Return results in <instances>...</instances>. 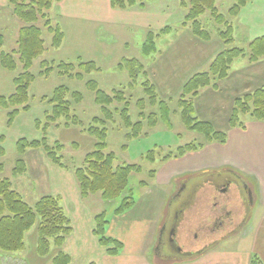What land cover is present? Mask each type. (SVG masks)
I'll list each match as a JSON object with an SVG mask.
<instances>
[{"label": "rangeland", "instance_id": "obj_1", "mask_svg": "<svg viewBox=\"0 0 264 264\" xmlns=\"http://www.w3.org/2000/svg\"><path fill=\"white\" fill-rule=\"evenodd\" d=\"M232 3L233 0H216L219 12L233 23L234 41L231 46L245 49V53H247L248 43L255 37L264 35V0H254L241 9L236 17H230L227 14ZM146 7L151 12L162 14L161 18L157 20V25L148 29L140 28L133 22L132 24L128 23L126 12L122 15L117 14L114 23H102L93 19L57 17L53 9L48 11L53 23L60 22L65 33L64 40L60 47L52 48L50 46L51 35L43 28L42 38L45 52L33 60L29 70L34 76L28 89L30 109L20 111L13 123L8 125L7 113L10 109L0 108V136H3L0 146L4 149V155L0 156V164H2L0 178H9L13 188L29 205H33L38 198L49 193L48 181L54 183L57 179L62 183L75 179L74 181L77 183L74 171L83 165L85 155L93 150L96 142V138L89 135L86 129L94 116H101L100 106L95 104L94 94L85 87V82L94 80L98 87L107 93H111L113 90L124 91L125 96L131 99L130 116L132 120H137L138 110L135 101L145 97L140 85L144 76L139 75L137 83L129 89L127 88L129 82L127 72L120 71L117 64L123 58L138 59L143 64L147 78L154 84L158 97L169 105L171 125L170 127L166 126L159 118L155 126L149 127L148 119H144L141 134L132 138L126 136L129 130L123 126L118 114L114 115L113 120L106 121V152L111 151L115 154L114 165L136 164L140 167V171L132 172L129 176L128 189L133 191L134 204L123 213L116 215L114 210L119 205V200H103L100 193L97 192L87 196V199L81 198L79 206L83 213L95 214L105 211L108 220L105 234L120 240L126 247L125 250L135 248L140 252L141 245L148 241V223L153 219L155 213H163V211L160 212V208L165 210L169 203H171L169 206L171 210L187 201L189 206L188 221L191 222L199 215L202 220L197 219L199 221L198 232L193 233L191 237L186 234L183 239L187 244L195 242L196 246H201L206 244L205 237L212 228V226L209 227L206 218L209 215L207 213L211 211V208L208 207L212 206L211 203H214L215 199H212L209 191L206 196H201V194L195 196L189 193L196 186L205 184L206 177L212 175L215 169L222 168L217 164L223 155L231 156V153L239 148L240 144L245 145L250 142V138L245 139L246 133L233 134L231 130L247 129L246 131L249 132L253 129L250 126L253 122L264 123V121L255 120L249 115H240V124L234 127L229 126L234 100L247 93H242L243 90L254 86V83L247 82L248 79L251 78L252 81L255 78L264 80V63L249 68L252 63L248 62V58L239 57L234 60L227 76L216 81V88L211 85L206 86L198 91V97L195 96L192 99L196 118L209 122L216 131H223L226 134L223 143L216 140L207 141L204 135L187 129L183 125L177 100L183 84L194 73L207 70L209 64L203 70L200 69L201 66H204L203 61L210 54H216L226 47L218 36L219 30L224 27L216 24L210 13L206 11L199 17V20L202 27L209 32L210 40L202 41L193 35L189 22H185L187 8L181 5L180 0H151L146 2ZM21 25L23 23L12 14L11 7L7 2L5 0L0 2L1 51L10 53L16 48L17 30ZM166 25L170 26L171 31L156 39L157 52L155 55L143 57L141 44L146 32L149 29L158 31ZM78 57L83 61H93L99 70L84 74L82 80L59 75L55 67L48 76L39 75L40 63L43 60L76 64ZM15 59L17 65L12 71L4 69L0 65V95L8 96L14 92L12 79L22 70L17 56ZM243 66L245 69L231 75V70L234 71ZM190 73L192 74L190 75ZM186 77L188 78L185 81ZM59 85H65L69 91H78L82 94V99L78 103L72 101L70 94L67 95V99L70 101V112L80 122L73 124L72 121L71 124L65 125L66 118L64 116L55 122H51L46 117L45 111L50 109V105L47 101H42L41 97H49L53 89ZM239 92L242 94L239 95ZM113 106L119 107L121 104L115 102ZM150 111L157 112V106L153 108L148 106L145 112ZM42 137H46L49 143L58 141L61 144L59 155L67 169L50 163L41 148L27 149L22 155L17 153L15 142L19 138L32 140ZM189 143L202 146L194 151L186 152L182 156L177 155V148ZM149 150H153V161L146 158ZM246 150L250 151V148H246ZM17 158H23L27 171L13 175L12 168ZM202 162L213 163L201 171L205 173L203 175L192 170ZM151 170L155 171L152 178L148 176ZM179 173L188 181L186 188L176 195L175 182L180 177L177 178L175 174ZM212 176L215 182H218L217 173L215 172ZM53 179L54 181H52ZM140 181H145L146 185L141 187ZM127 195L129 192L125 190L121 198L127 197ZM60 205L65 213L71 212L65 203H60ZM231 209H234L233 206ZM198 211H202V213ZM221 221H224V218ZM196 234L197 240H195ZM215 234H217V229ZM31 237L33 238L32 233L26 239L28 264H50L51 257L57 248L51 246V251L47 256L39 257L33 250V243L30 242ZM221 247L225 250L231 249V242H222ZM151 248L152 246L144 252L149 255ZM178 248L180 249V247ZM123 252L122 257H126L127 252ZM13 255L0 251V257H14ZM0 264H3L2 260Z\"/></svg>", "mask_w": 264, "mask_h": 264}, {"label": "trees", "instance_id": "obj_2", "mask_svg": "<svg viewBox=\"0 0 264 264\" xmlns=\"http://www.w3.org/2000/svg\"><path fill=\"white\" fill-rule=\"evenodd\" d=\"M60 0H6L11 7L12 14L19 19L23 25L17 30L15 40L16 48L12 52L1 51L2 36L0 35V65L7 70L16 68V59L21 63V72L13 77L14 92L8 96L0 95V108L10 109L7 113V123L11 125L20 111H28V89L34 80V76L29 71L32 62L45 52L44 40L42 38L43 28L51 35L50 46L57 49L62 44L64 32L58 23H53L48 11L54 3ZM151 0H109V5L113 9L124 10L133 6L143 8L146 2ZM181 5L187 8L185 22H189L193 35L202 41L210 40V35L205 30L199 17L206 11L211 18L224 29L219 30L218 36L223 41L225 48L218 51L210 61L207 70L194 73L182 86L181 93L177 100L179 114L183 125L192 131L204 135L207 141L216 140L221 143L225 141V132L216 131L209 122L198 120L195 116L194 104L192 99L197 96L198 91L206 86L216 88V81L227 76L234 60L239 57H247L250 63L257 62L264 57V35L252 39L248 45V52L237 46H231L234 41L233 23L224 14L220 13L216 6V0H180ZM251 0H233L228 8L227 14L236 17L241 9ZM41 23V25H40ZM171 31L170 26L166 25L158 31L149 29L141 44V54L143 57H150L157 52L156 39L166 35ZM40 76H48L53 68L57 74L65 75L70 79L82 80L84 74L99 67L93 61H83L77 58L76 64L71 62H48L40 63ZM120 71L127 72L129 82L127 88L131 89L137 83L139 75H143L141 88L144 98H138L135 106L138 110V119L132 120L129 112L131 99H128L124 91L113 90L107 93L98 87L94 80H87L85 87L93 92L94 102L100 106L101 116H94L87 127V132L96 138L93 150L88 152L83 161V165L74 171L78 184L79 196L86 198L90 194L100 193L103 200H119V205L114 213L119 215L134 204L133 191L128 189L129 176L132 172L140 171L136 164L114 165L115 154L111 151L106 152V121L113 120L114 115L118 114L123 126L129 130L127 137H138L141 134L143 120L148 119L147 125L153 127L159 118L164 124L170 127L169 105L158 97L154 84L147 78L143 64L140 60L121 59L117 64ZM71 95L74 103L82 99V94L78 91H69L65 85L55 87L49 97L42 96L41 100L47 101L50 109L45 111L46 117L55 122L60 117H65V125L71 122H80L75 115L70 112V101L67 95ZM117 102L121 106H113ZM156 107V111L145 112L147 107ZM240 115H249L255 120L264 121V85L257 89L247 92L234 100L233 109L229 118V126L234 127L240 124ZM3 136H0V140ZM16 151L19 155L24 154L27 149L41 148L50 163L67 169L63 164L59 151L61 144L58 141L49 143L46 137L41 139L19 138L15 142ZM202 145L192 143L179 146L177 155L182 156L186 152L194 151ZM153 150H149L146 158L154 160ZM4 155V149L0 146V156ZM2 164H0V170ZM27 171V166L23 158H17L12 168L13 175ZM155 171L151 170L148 176L152 178ZM141 187L146 185L145 181H140ZM128 191L127 197H122L124 191ZM107 214L101 211L93 216L92 233L96 237L100 246L105 251L115 256L123 248V243L105 234L107 225ZM36 226L35 252L40 257L47 256L51 251V246L57 248L53 253L50 264H69L70 256L61 250L66 237L71 233L72 227L69 217L65 214L59 203V198L53 195H42L33 205H29L23 197L13 188L9 178H0V251L8 254H15L25 249V234ZM7 257L3 264H15L16 256ZM88 264H95L90 262ZM249 264H263L261 259L252 255Z\"/></svg>", "mask_w": 264, "mask_h": 264}, {"label": "crops", "instance_id": "obj_3", "mask_svg": "<svg viewBox=\"0 0 264 264\" xmlns=\"http://www.w3.org/2000/svg\"><path fill=\"white\" fill-rule=\"evenodd\" d=\"M2 1L3 0H0V2ZM253 1L254 0H251L247 5L251 4ZM53 5L54 7L52 6L51 9H53L57 17L67 16L77 19H93L101 21L102 23H114L117 14L122 15V13L126 12L128 23L132 24L133 22L136 26L143 29L155 27L157 25V20L162 16L161 13L149 11L146 4L143 8L133 6L125 10H116L110 7L109 0H60ZM58 24L60 26V22ZM214 55L215 54H210L205 61H203L204 66H201L202 68L200 69L203 70L206 68ZM259 63H264V58L252 63L249 68ZM243 69H245L244 66L234 71L231 70V75ZM191 74L192 73H190V75ZM188 77H186L185 81ZM251 81L252 79L249 78L247 82L254 83V86L246 88L242 93L250 92L264 85V80H259L258 78ZM242 93L239 92V95ZM250 126L253 129L249 130V132L246 131L247 129L242 131L237 129L231 130L233 134H240L239 132L246 133L245 139L250 138V142L245 145L240 144V147L235 149V151L231 153V156L223 155L221 161L217 164V166L222 168L214 170L217 173L226 168L231 169V171H234L241 177L246 188L250 189V198L248 195L245 197L244 192H236L238 195H234L235 203L232 205L234 208L233 210L236 211L239 207L238 204L241 203V206L243 204V198H246L249 202L247 215L245 217L239 216L238 218L234 215L235 224L240 222V225L232 226L231 232H228L224 237H219V234L212 232L215 226L214 216L212 214L207 215L206 220L208 219L209 227L212 226V228L210 229L211 231H209L210 233L208 232L209 234L205 237V241L207 240L205 245L196 246L195 242L187 244L183 239V236L186 234L191 237L193 233L198 232L199 221L197 219H201L200 215L189 222V215H187V213H170L169 203L165 210H163L162 207L160 208V212L163 211V213H155L153 219L148 223L147 230H149V232L147 235H149V238L148 241L139 248L140 252L135 248L125 250L126 247L123 245V248L117 255L111 256L105 251L104 247L98 244L97 239L92 233L93 216L97 213H83V210L79 206L81 197L79 196L77 183L74 181L75 179H69V182L63 181L62 183L57 179H55V181L54 179L52 180L54 183L48 181L47 187L49 193L46 194L57 196L59 198V203H65L71 211L65 214L70 219L72 232L61 247V250L68 253L70 256L69 264H88L90 262H94L95 264H249L252 255L260 257L264 264V123L259 122V124H257V122H253ZM246 148H250V151L246 150ZM211 164L213 163L209 162L208 164L207 162H202L201 164H197L192 170H196V173L203 175L205 173L201 171L207 169ZM215 172H213V174ZM175 176L177 178L180 177V179H177V182H175V192L177 194L186 188L188 179L184 178L181 173L175 174ZM208 185L209 184L205 182V184L201 186H196L197 192L195 196L199 194H201V196H206L207 193L203 194V191L199 189H203V186L208 188ZM210 192L211 191H209V193ZM85 199H87V197ZM62 200L64 201L62 202ZM162 205H164V203H162ZM211 205L212 206L208 208H211L212 211L214 203H211ZM202 211L198 212L202 213ZM31 233L33 238L31 237L30 242L33 243V250L35 252L37 237L36 226L25 234V249L14 254L16 256V260L14 261L15 264H28L26 258V239ZM167 237L172 238V241L175 243L174 249L176 250L171 251L165 245L166 243L164 244V242L167 241ZM195 240H197V234L195 235ZM226 241L231 242V249L225 250L221 247V243ZM150 246H152L151 253L148 255L144 251ZM178 247H180V249ZM167 249H169L168 252H166ZM123 251L127 252L126 257H122ZM55 252H57V249ZM7 257L8 256H3L4 263L7 261V259L4 258Z\"/></svg>", "mask_w": 264, "mask_h": 264}, {"label": "flooded vegetation", "instance_id": "obj_4", "mask_svg": "<svg viewBox=\"0 0 264 264\" xmlns=\"http://www.w3.org/2000/svg\"><path fill=\"white\" fill-rule=\"evenodd\" d=\"M212 175L206 177V182L209 184L208 188H205V186H203L202 187L203 189L200 188L199 190L203 191V194H206L207 191L212 192L213 199H215L214 208L212 211H210L207 214H212L214 216L215 227L212 229V232L215 233V230L217 229V234H219V237H224L228 234V232H231L232 226L240 225V222H237L235 224L233 218L234 215L236 216V218H238L239 216L245 217L249 209L248 206L249 202L247 201L246 198H243L244 199L243 204L241 206H240L241 203L238 204L239 205L238 210L236 211L232 210L231 207L233 203H235L234 195H238L236 192L239 191L241 193L244 192V196L246 197V195H248V197L250 198L251 191L249 188H246L245 184H243L241 177L237 175L234 171H231V169L226 168L225 170L218 171L216 177L218 182H215L214 177ZM196 192H197V188H194L190 191L189 194L195 195ZM179 194L180 192L177 193L176 195ZM187 198L190 199V197ZM187 204L188 202L186 201L182 205L181 204L178 205L176 209H171L170 213H189L188 211L189 206ZM223 218L224 221H221ZM217 226L219 228H216ZM164 244L171 251L176 250L174 249L175 243L172 241V238L167 237V241L164 242ZM169 249H167L166 252H168Z\"/></svg>", "mask_w": 264, "mask_h": 264}]
</instances>
